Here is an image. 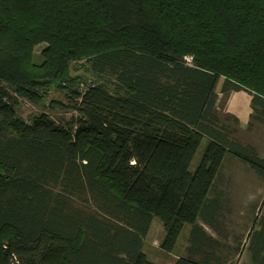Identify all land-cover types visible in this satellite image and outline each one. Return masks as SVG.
<instances>
[{"label": "trees", "instance_id": "1", "mask_svg": "<svg viewBox=\"0 0 264 264\" xmlns=\"http://www.w3.org/2000/svg\"><path fill=\"white\" fill-rule=\"evenodd\" d=\"M220 80L264 115V0H0V264H156L155 218L165 251L192 228L174 264H223L200 224L221 211L218 173L230 155L264 178V157L219 115ZM50 86L76 115L18 117L15 93ZM248 249L264 264V215Z\"/></svg>", "mask_w": 264, "mask_h": 264}, {"label": "rangeland", "instance_id": "2", "mask_svg": "<svg viewBox=\"0 0 264 264\" xmlns=\"http://www.w3.org/2000/svg\"><path fill=\"white\" fill-rule=\"evenodd\" d=\"M42 48L43 45L35 47L34 53L35 60L37 61H40L39 54ZM85 69L86 67L77 61L72 63L69 73L73 76H80L82 79L88 75ZM50 87L38 104L15 93L14 95L18 101L16 106L18 117L25 121H30L36 115L45 114L57 121H66L70 120L73 115H76L77 112L68 101L64 91L56 88V86ZM218 93L222 94L220 102L218 101L219 115L223 119H227L233 127V119L227 116L228 113L225 112L224 104L228 96L227 93L230 92L223 94L221 90H218ZM233 109H237L235 105ZM256 111L255 117L251 119L250 126L238 125L239 129L236 137L243 144L254 145L257 151L264 156V115L260 116L261 113L258 110ZM206 146L207 140L204 139L192 160V170L200 163ZM224 169H227L234 176L235 174L237 175V177H234L235 181L240 180L239 182H245L255 179L252 177L251 167L239 159L228 157L224 163ZM239 174L245 177L240 178ZM250 190L251 188L235 185L228 195L224 194L222 208L220 213L217 214L214 224L211 226L205 225L214 239L210 244H206L205 248H210L223 264H251L248 235L255 218L264 215V213L259 205L263 193H251L254 196H259V198L252 203L246 202V199L250 198V195H247L245 192H249ZM191 229V226L186 224L180 233L174 249L170 252L165 251L160 246L165 235V230L162 222L158 218H155L144 239L143 250L147 253L148 258L156 264H174L179 256L187 254V247L194 245L191 239Z\"/></svg>", "mask_w": 264, "mask_h": 264}, {"label": "crops", "instance_id": "3", "mask_svg": "<svg viewBox=\"0 0 264 264\" xmlns=\"http://www.w3.org/2000/svg\"><path fill=\"white\" fill-rule=\"evenodd\" d=\"M222 82H223L222 80H220L218 82L219 84L216 87L217 93H218V90H221ZM229 92L230 93H227L228 96L226 98V101L224 102L225 112L228 114H231L235 118H237L238 124L236 125V127H237L236 131L238 132V129H239L238 125L250 126V124H251L252 114L254 112V109L252 106V95L245 90L229 91ZM221 96H222V94L218 93V101L219 102H220ZM234 105L237 108L235 110L233 109ZM237 132H236V134H237ZM236 134H235V136H236ZM244 145H252V144H244ZM252 146H254V145H252ZM228 157H232V156L228 155ZM232 158L238 159L235 157H232ZM223 166H224V164H223ZM223 166L218 173L216 186L214 188V193H216V195H217V201L220 199V207L219 208L220 209L222 208V202H223L224 194L228 195V193L232 191V188H234L235 185H237L238 187L244 186L246 188H251V190L249 192H245L247 195H250V198L246 199L247 203H252V202L256 201L257 198H259V196H254L251 193H256V194L263 193V197H262L260 204H259L261 206L263 199H264V178H262L255 170L251 169L252 170L251 171L252 177H254L255 179L245 181V182H242V181L239 182L240 180L235 181L234 177L235 176L237 177V175L235 174V176H234L233 174L229 173V171L227 169L223 170ZM244 177L245 176L240 175V178H244ZM218 196H219V199H218ZM200 224L203 227L204 231L209 236H211L210 231L205 226L206 224H204L203 222L202 223L200 222Z\"/></svg>", "mask_w": 264, "mask_h": 264}, {"label": "built area", "instance_id": "4", "mask_svg": "<svg viewBox=\"0 0 264 264\" xmlns=\"http://www.w3.org/2000/svg\"><path fill=\"white\" fill-rule=\"evenodd\" d=\"M192 60V57H187V61L190 62Z\"/></svg>", "mask_w": 264, "mask_h": 264}]
</instances>
